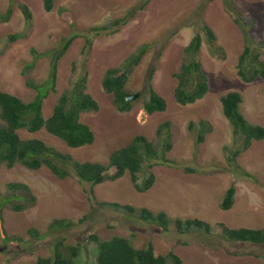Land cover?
Segmentation results:
<instances>
[{"label":"rangeland","instance_id":"rangeland-1","mask_svg":"<svg viewBox=\"0 0 264 264\" xmlns=\"http://www.w3.org/2000/svg\"><path fill=\"white\" fill-rule=\"evenodd\" d=\"M235 1L246 18L255 20L256 24L250 20L256 26L251 32L257 40H264V0ZM53 4L52 10L47 11L46 0H0V15L13 8L11 20L0 23V37L22 35L0 56V90L31 102L37 91L27 83L43 84L50 72V57L40 54L51 53L63 39L77 35L59 64L57 91L45 99L44 114L49 117L57 98L87 71V93L99 102L100 110L84 114L81 120L93 129L96 140L91 146L71 149L45 130L34 134L21 130L22 138L41 139L80 162L107 164L115 150L136 136H145L158 144V128L169 121L173 149L167 158L171 163L155 161L152 172L156 181L146 193L135 189L129 173L117 181L95 186L77 177L60 180L46 168L34 171L20 165L13 169L3 166L0 201L11 196L10 183H23L31 188L36 202L24 212H14L11 204L6 203L4 226L15 242L6 243L0 235V264H34L39 256H50L60 239L83 246L77 264H94L97 247L90 240L94 234L102 240L124 236L138 249L152 243L157 255L172 251L184 264H264V245L232 243L220 238L223 226L264 229V140H254L237 159L257 181L235 173L231 152L244 139L235 135L221 102L225 94L239 92L244 97L245 117L250 123L264 127V80L246 83L239 77L238 61L245 40L224 0H53ZM19 5L30 9L33 16L30 26ZM143 5L144 9H140ZM63 12L72 14L74 26L63 19ZM132 12L135 15L126 23L116 25L117 20ZM204 23L213 28L223 54H212L203 42L199 60L209 80V92L194 104L180 105L174 97L177 87L174 74L184 61V49L196 32H201ZM102 26L109 29L101 34L90 33L92 28ZM88 36L93 41L89 52ZM3 44L0 41V52ZM144 45L151 48L127 85L129 93L139 92L141 97L130 112H119L112 95L103 89V78L107 70L120 67ZM153 67L156 72L150 82ZM150 83L167 101L163 113L149 115L143 109L145 99L150 97ZM201 122L206 123L209 132L198 145ZM189 168L193 171H187ZM144 179L140 175L139 183ZM232 185L236 187L235 202L225 211L221 202ZM93 194L96 199H92ZM105 201L131 205L138 211L145 208L156 215L164 211L173 221L197 218L210 224L212 233L182 235L173 223L165 232L127 212L103 208L100 204ZM57 219H69L77 225L70 230L49 231ZM32 229L39 233L38 238L30 234Z\"/></svg>","mask_w":264,"mask_h":264},{"label":"trees","instance_id":"trees-1","mask_svg":"<svg viewBox=\"0 0 264 264\" xmlns=\"http://www.w3.org/2000/svg\"><path fill=\"white\" fill-rule=\"evenodd\" d=\"M53 0H46L47 11L53 8ZM224 5L232 16L234 22L241 28L244 35V50L239 57L238 75L246 83H252L257 79L264 80V40H257L251 28L256 27L246 18L242 9L234 0H225ZM24 14L27 26L31 25L33 16L30 9L25 5H19ZM145 5L140 9H144ZM13 14V8L9 7L7 12L0 15V23L9 22ZM135 13L126 15L122 20H117L116 25L126 23ZM63 19L71 26L75 25L74 17L69 12L62 13ZM107 26L94 27L90 33L101 34L108 30ZM22 37L21 34H12L0 37L3 41V49L0 56L5 52L10 44ZM77 38L72 35L61 41L60 47L51 53L40 55L50 57L51 66L48 79L40 85L29 81L27 85L37 91L36 97L31 102H24L20 97L0 90V170L3 166L13 169L17 165L29 170H40L47 168L54 176L60 180L77 177L79 181L91 183L92 185L103 184L107 181L114 182L130 174L132 183L139 193H146L155 184L156 176L152 172L155 161L169 164L170 159L167 154L173 149L171 133V123L169 121L161 124L157 131L158 144L150 142L145 136H136L126 146L115 150L107 164L99 162H80L73 155L64 153L57 148L48 145L38 138L23 139L20 131L25 130L30 134L45 130L50 135L58 138L69 148H81L93 145L96 135L92 128L81 121L85 113H95L100 110V104L89 93L88 79L89 73L86 71L71 83L69 89L64 91L58 98L53 108L52 114L46 117L44 114V102L49 93L57 91L59 64L67 55L70 47ZM86 51L92 47L90 36L86 40ZM206 42L212 54L221 55L223 47L218 44V37L213 28L207 23L202 24L201 32H196L188 46L184 49V61L178 72L174 74L177 80V87L174 97L180 105H191L202 100L209 92V80L203 72L202 63L199 60L202 44ZM151 46L144 45L138 52L134 53L124 63L117 68L109 69L103 78L102 85L106 93L113 96V102L119 112H130L134 102L129 103L126 96L127 85L135 70L149 52ZM32 53L37 55L35 50ZM156 68L153 67L149 81L153 80ZM149 99H145L143 109L149 114L163 113L167 110V101L149 84ZM223 113L233 127L237 137L244 139L241 146L231 152V166L235 173L244 175L251 180L257 178L246 171L237 162L239 155L249 149L254 140H264V127L250 123L241 111L243 96L238 92H230L221 98ZM193 131L194 124L190 125ZM209 128L205 122H201L198 130L197 144L205 141V136ZM187 171H193L190 168ZM140 175L145 179L139 183ZM10 197L0 201V235L3 241L15 242L14 238L8 236L4 226L3 210L7 202L11 204V209L16 212H23L36 202V198L31 188L23 183L9 184ZM236 187L230 186L224 194L221 208L230 210L235 202ZM92 199L95 198L93 194ZM96 199V198H95ZM103 208L113 209L118 212H127L133 218L147 221L162 228L165 232L169 230L172 223L176 226L180 234L198 232L206 234L212 233L210 224L200 219L172 220L163 211L154 214L148 209L136 210L131 205H121L117 202H102ZM77 224L69 219L55 220L49 231L70 230ZM30 234L38 238L39 233L32 229ZM220 238L232 243H251L264 245V229L239 228L232 229L227 226L222 227ZM91 242L96 244V264H184L183 260L174 252L167 255H157L155 248L150 243L146 248H136L132 241L126 237L113 236L111 239L102 240L94 234L90 237ZM83 246L67 244L65 239L55 242L53 253L48 257L39 256L34 264H77L82 255Z\"/></svg>","mask_w":264,"mask_h":264},{"label":"clouds","instance_id":"clouds-1","mask_svg":"<svg viewBox=\"0 0 264 264\" xmlns=\"http://www.w3.org/2000/svg\"><path fill=\"white\" fill-rule=\"evenodd\" d=\"M225 1V0H224ZM235 1V0H234ZM236 2V1H235ZM237 3V2H236ZM238 4V3H237ZM239 6V5H238ZM240 7V6H239ZM239 62V61H238ZM108 71V70H107ZM106 74V73H105ZM59 75V74H58ZM105 77V76H104ZM58 84V83H57ZM103 86V85H102ZM104 89V88H103ZM106 92V91H105ZM233 92H237V91H233ZM7 93V92H6ZM139 93V92H138ZM230 93V92H229ZM239 93V92H238ZM10 94V93H9ZM136 94V93H135ZM141 94V93H140ZM228 94V93H227ZM91 95V94H90ZM110 95V94H109ZM128 95H134V94H128ZM226 95V94H225ZM224 95V96H225ZM242 95V94H241ZM92 96V95H91ZM243 96V95H242ZM93 97V96H92ZM113 97V96H112ZM127 97V96H126ZM141 97V96H140ZM94 98V97H93ZM95 99V98H94ZM96 100V99H95ZM138 100V99H137ZM136 101V100H135ZM135 101H133V102H135ZM243 103H244V97H243ZM243 103H242V105H243ZM44 105H45V103H44ZM242 105H241V111H242ZM54 108V107H53ZM222 108H223V106H222ZM243 113V112H242ZM52 114V113H51ZM85 114H89V113H85ZM84 115V114H83ZM82 115V116H83ZM243 115H244V113H243ZM245 116V115H244ZM226 118V117H225ZM246 118V117H245ZM82 119V118H81ZM227 119V118H226ZM247 119V118H246ZM228 120V119H227ZM248 120V119H247ZM82 121V120H81ZM229 121V120H228ZM86 124V123H85ZM263 127V126H262ZM93 130V129H92ZM48 133V132H47ZM262 141V140H261ZM95 143V142H94ZM91 146V145H90ZM71 149H73V148H71ZM47 169V168H46ZM56 177V176H55ZM13 211V210H12ZM14 212H16V211H14ZM24 212V211H23ZM122 237H124V236H122ZM129 239V238H128ZM94 264H96V261H95V263Z\"/></svg>","mask_w":264,"mask_h":264},{"label":"water","instance_id":"water-1","mask_svg":"<svg viewBox=\"0 0 264 264\" xmlns=\"http://www.w3.org/2000/svg\"><path fill=\"white\" fill-rule=\"evenodd\" d=\"M140 96H141L140 93H136V94H134V95H127L126 100H127L129 103H131V102H133V101L139 99Z\"/></svg>","mask_w":264,"mask_h":264}]
</instances>
